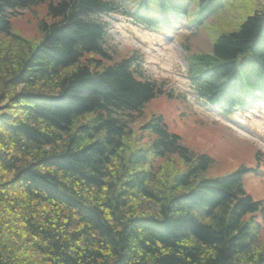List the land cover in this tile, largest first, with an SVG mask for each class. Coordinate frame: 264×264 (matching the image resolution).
I'll list each match as a JSON object with an SVG mask.
<instances>
[{
    "label": "trees",
    "instance_id": "1",
    "mask_svg": "<svg viewBox=\"0 0 264 264\" xmlns=\"http://www.w3.org/2000/svg\"><path fill=\"white\" fill-rule=\"evenodd\" d=\"M232 2L136 8L154 4L168 21L193 3L198 26ZM243 2L238 27L190 57L206 96L232 77L264 88V0ZM43 4L39 40L12 30L11 16ZM105 11L102 0H0V264H264L255 221L264 207L236 175L247 169L206 177L213 160L159 115L131 126L149 101L173 94L132 57L108 59L95 18Z\"/></svg>",
    "mask_w": 264,
    "mask_h": 264
},
{
    "label": "rangeland",
    "instance_id": "2",
    "mask_svg": "<svg viewBox=\"0 0 264 264\" xmlns=\"http://www.w3.org/2000/svg\"><path fill=\"white\" fill-rule=\"evenodd\" d=\"M237 1L227 13H224L223 17L215 21L223 25V27L217 26L211 30V36L218 29L235 30V27L242 19L239 8L241 13L245 8L243 0ZM29 8V10L15 14L9 20L15 33L34 43L40 38L39 20L46 19L49 21V19L46 16V5ZM215 22L212 18L206 24L209 26L217 25ZM113 23L114 28L121 25L118 21ZM121 32H126V29L123 28ZM128 33L130 35L133 34L130 31ZM174 36L178 37L179 40L182 38L177 33ZM211 36L207 32L206 26L203 25L201 30L197 29L195 36L191 37V42H188L190 52H208L210 50ZM181 42L178 44L176 40L175 43L181 45ZM111 43L116 49L111 55L113 60H118L136 51L135 47L130 44L132 41L123 42L119 40L116 42L111 40ZM165 47L167 55L164 56H151L145 53L147 75L152 78H165L177 88L182 89V81L179 76L184 69L179 67L181 62L178 52L179 46L166 44ZM137 51L139 52L140 49ZM104 62L107 64L110 61L104 60ZM151 113L161 115L164 122L168 125L169 131L178 134L189 147L213 158L214 163L206 171L205 176H222L242 166L255 169V172L246 171L243 174V186L254 200L262 199L264 202V162H262L264 159L259 161L255 156L258 148L264 146V136L256 132L253 127L254 120L252 117L249 115H232L226 118L231 124L225 122L222 117L221 120L212 121L204 114H198L194 110L187 109L184 101L178 95L171 98L165 95H158L146 105L143 115L139 119L140 122L147 120ZM215 116L219 119V115ZM256 126L264 132V122L259 121ZM256 219L258 222L263 223L261 213L258 214ZM261 236L264 237V228L261 230Z\"/></svg>",
    "mask_w": 264,
    "mask_h": 264
},
{
    "label": "bare ground",
    "instance_id": "3",
    "mask_svg": "<svg viewBox=\"0 0 264 264\" xmlns=\"http://www.w3.org/2000/svg\"><path fill=\"white\" fill-rule=\"evenodd\" d=\"M248 3H250V2H247L246 4H248ZM49 19V18H48ZM258 36H260V34H258ZM102 48H105V46H102ZM139 116H141V115H139ZM195 152L194 153H198V151H196V150H194ZM239 169V168H238ZM237 169V170H238ZM236 171V170H235ZM237 179L238 180H241V176L243 177V174H241L240 172H237ZM42 264H46L45 262H42Z\"/></svg>",
    "mask_w": 264,
    "mask_h": 264
}]
</instances>
